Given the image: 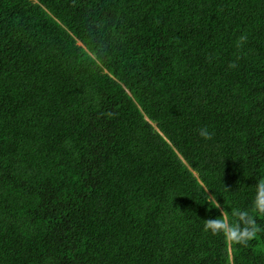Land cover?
Returning <instances> with one entry per match:
<instances>
[{"label":"trees","instance_id":"trees-1","mask_svg":"<svg viewBox=\"0 0 264 264\" xmlns=\"http://www.w3.org/2000/svg\"><path fill=\"white\" fill-rule=\"evenodd\" d=\"M260 182L264 0H0V264H264Z\"/></svg>","mask_w":264,"mask_h":264},{"label":"clouds","instance_id":"clouds-1","mask_svg":"<svg viewBox=\"0 0 264 264\" xmlns=\"http://www.w3.org/2000/svg\"><path fill=\"white\" fill-rule=\"evenodd\" d=\"M246 39V37L241 36L240 37V41L241 43ZM156 125V124H155ZM199 135L205 139V140H209L212 138V132L209 130L208 127H202L199 129ZM207 191V195L209 197V200L207 201V203L209 204V206L211 208H217V209H221L220 208V203L219 201L216 199V194L213 193L211 195L208 194V189ZM254 207L257 211L259 212H264V182H260L257 185V195L254 201ZM239 214V213H237ZM221 223V221L217 220L216 218H209L206 220V224L205 227L207 229H212V230H216L213 228L214 225ZM236 227L238 228L239 226L236 225ZM250 231H255V228L253 227L252 229H250ZM228 237L230 239V234L228 233ZM228 246L229 247H233V244L229 241L228 242Z\"/></svg>","mask_w":264,"mask_h":264}]
</instances>
